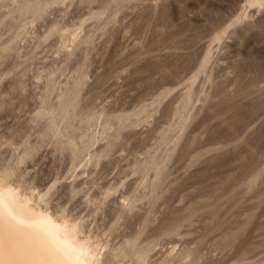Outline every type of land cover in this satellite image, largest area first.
Returning a JSON list of instances; mask_svg holds the SVG:
<instances>
[{
    "label": "rangeland",
    "instance_id": "rangeland-1",
    "mask_svg": "<svg viewBox=\"0 0 264 264\" xmlns=\"http://www.w3.org/2000/svg\"><path fill=\"white\" fill-rule=\"evenodd\" d=\"M28 1L0 0L6 178L111 264H142L137 247L148 264H264V0Z\"/></svg>",
    "mask_w": 264,
    "mask_h": 264
},
{
    "label": "bare ground",
    "instance_id": "bare-ground-1",
    "mask_svg": "<svg viewBox=\"0 0 264 264\" xmlns=\"http://www.w3.org/2000/svg\"><path fill=\"white\" fill-rule=\"evenodd\" d=\"M24 1L26 2V0ZM30 1L27 2V7L22 6L21 10L24 7L31 9L34 13L41 12L40 10L42 9L41 7H39V3H36L34 0V4H32V2ZM83 1L87 2L88 0ZM22 3L24 5V2ZM27 10L26 12H28ZM13 12H15V10ZM13 12L11 11L10 14H12ZM13 15L14 14H12V16ZM79 23L78 26L77 24L74 25L73 29H71L72 27H65L64 32L68 33V37L66 40V42L68 43L66 44V46L64 45L66 47V56H70L72 53H74L73 51H75L74 49H76V46L78 47L80 43L84 44L86 41L85 38L88 37H83V35L81 34L84 26H82L81 20ZM83 24L85 23L83 22ZM57 26L58 25H56V27L54 26L53 28H50L51 31H56ZM203 62H205V60H203ZM78 80H80V78H78ZM83 81L84 80H82L81 82L83 83ZM77 84L78 86L80 85L79 83ZM96 138L92 136L88 137V134L84 135L82 141L83 146L90 147L94 145L96 142H98ZM92 153V151L88 152L87 150V158L85 161L88 162L92 159ZM108 190H106L105 192H107ZM122 196L123 202H126V195L125 198L124 194ZM128 205L131 206L129 203L127 204V206ZM122 207H124V204ZM78 220L77 218L75 219L72 217H67L64 214L55 215V213H53L49 209V207L41 206L35 200L33 195H29L27 192H25L20 182L8 180L4 173L0 171V264H111L116 258L115 253L117 252L114 253L106 251V243L95 241L96 238H94L95 240H93L90 234L83 233L84 231H82V225L80 226V220ZM127 245H129V243ZM174 247L172 246L171 252L169 254V258L171 259V261V254L173 253ZM138 248L139 247H137L136 249L135 246L136 250H133L137 255V261L140 262V260H142V264H148L145 261L147 252L143 251L141 247L139 249ZM121 250L122 249H120L119 251ZM119 253L121 255V252ZM169 258L168 260H170Z\"/></svg>",
    "mask_w": 264,
    "mask_h": 264
}]
</instances>
